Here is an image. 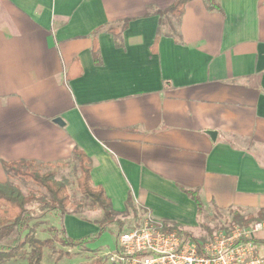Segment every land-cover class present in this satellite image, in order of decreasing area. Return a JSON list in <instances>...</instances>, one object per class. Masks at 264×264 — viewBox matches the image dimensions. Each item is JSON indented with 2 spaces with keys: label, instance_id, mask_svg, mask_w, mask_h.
Segmentation results:
<instances>
[{
  "label": "crops",
  "instance_id": "0c3cea01",
  "mask_svg": "<svg viewBox=\"0 0 264 264\" xmlns=\"http://www.w3.org/2000/svg\"><path fill=\"white\" fill-rule=\"evenodd\" d=\"M174 2L0 0V184L4 162L25 160L74 164L76 186L78 149L117 213L129 197L190 234L200 214L179 188L202 212L264 210V0L155 15Z\"/></svg>",
  "mask_w": 264,
  "mask_h": 264
},
{
  "label": "trees",
  "instance_id": "16d2710c",
  "mask_svg": "<svg viewBox=\"0 0 264 264\" xmlns=\"http://www.w3.org/2000/svg\"><path fill=\"white\" fill-rule=\"evenodd\" d=\"M189 1L191 0H175L170 7L166 10L155 12V15L162 16L168 14L173 17H179L184 6ZM204 2L206 3L208 11L220 10L215 0H204ZM127 23L128 20L122 22L121 30L126 28ZM107 32L109 34H116L117 30L109 28ZM156 42L157 36L151 47L152 53L155 51ZM91 50L93 64L97 66L100 64V60L95 42H93ZM71 68H74L77 73L72 75L69 71L66 72V81L80 75L77 64L72 65ZM71 158L77 164L79 173L76 179V189L83 197L89 199L102 214V219L97 222L99 232L96 235L101 234L112 225L117 227L119 233L123 227V223L118 221L116 217L128 211L136 212L130 198L128 197L126 199L125 210L122 213L115 212L110 200L105 196L103 189L101 187H92L90 184L91 160L78 149L72 151ZM56 165H42L37 162L25 160L4 162L2 164L7 181L0 184V262L22 258L25 255V246L31 245L30 257L32 264L41 263L43 249L48 248L51 245V241L34 239L31 236V223L38 214L47 215L56 220L58 226H52L49 230L62 246L86 247L88 243L96 238V235L93 237L86 236L80 239H71L67 236L64 227V218L68 215L67 208L70 204V198L67 193L68 182L57 177V173L53 169ZM17 179L32 182L37 189L43 190L45 194L39 193L38 190L22 194L18 186L13 183ZM179 189L191 198L196 205L197 213L201 214L203 208L198 197V191ZM239 212L240 210L231 212L232 225L248 227L256 222H264V210L258 211L254 216L248 215L245 217L240 215ZM153 221L155 222V220ZM159 222L163 230L175 232L180 238L189 237L193 241H196L189 233L182 231L177 224L167 221ZM60 257L61 255L58 253L57 258ZM83 264H103V261L99 258Z\"/></svg>",
  "mask_w": 264,
  "mask_h": 264
},
{
  "label": "rangeland",
  "instance_id": "374dc122",
  "mask_svg": "<svg viewBox=\"0 0 264 264\" xmlns=\"http://www.w3.org/2000/svg\"><path fill=\"white\" fill-rule=\"evenodd\" d=\"M57 174V177L68 182L67 193L70 198V204L67 208V214H76L79 217H86L91 219V221H95L90 222L88 227L77 230L70 219H68L67 226L66 224L64 225L67 236L71 239L95 236L99 232L97 222L102 219V214L89 199L83 197L76 189L75 178L77 177V171L75 165H64L60 171H57ZM13 183L18 186L22 194L35 190H38L39 193L45 194L43 190L39 188L37 189L32 182L17 179ZM206 212V210L202 212V214L197 217L196 224L190 230H187L190 232V235L200 243H205L218 234L227 233L232 226H234L231 224L232 211L219 212L213 210L209 213ZM248 215L254 216L255 214L245 213L242 216L245 217ZM145 216L146 215L143 212L136 209L135 213L128 211L125 214H119L116 219L123 223L121 231H124L131 226H138L141 224ZM67 217L69 216L67 215ZM262 223L264 224V222ZM31 226L32 238L51 241V245L48 248L43 249L40 264H83L99 258L103 261V264H117L113 260V253L115 252L116 238L118 234L115 225H112L101 234L96 235V238L88 243L86 247L62 246L58 242V239L54 238L49 230L52 226L57 227V222L53 218H49L47 215L38 214L31 223ZM78 232L80 233V236L76 235ZM262 242H264V229L258 234L257 241L254 244V253L258 256L264 257V243ZM260 247L263 248L261 249ZM31 250V245H26L24 250L25 255L22 258L3 261L0 262V264H32L30 257ZM58 253L61 255L60 258H57Z\"/></svg>",
  "mask_w": 264,
  "mask_h": 264
},
{
  "label": "built area",
  "instance_id": "2783aa9c",
  "mask_svg": "<svg viewBox=\"0 0 264 264\" xmlns=\"http://www.w3.org/2000/svg\"><path fill=\"white\" fill-rule=\"evenodd\" d=\"M263 229L262 222L234 225L200 243L163 230L160 222L146 215L138 226L117 234L113 260L117 264H264V257L254 253Z\"/></svg>",
  "mask_w": 264,
  "mask_h": 264
},
{
  "label": "water",
  "instance_id": "95a60500",
  "mask_svg": "<svg viewBox=\"0 0 264 264\" xmlns=\"http://www.w3.org/2000/svg\"><path fill=\"white\" fill-rule=\"evenodd\" d=\"M54 122L57 123V124H59V125L60 124L62 125V121H61L60 118L55 119ZM206 135L209 136V138L211 139L212 142H215V140H216V132L208 131V132H206Z\"/></svg>",
  "mask_w": 264,
  "mask_h": 264
}]
</instances>
